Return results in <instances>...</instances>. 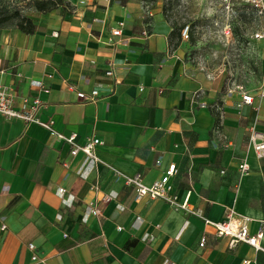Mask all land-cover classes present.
Masks as SVG:
<instances>
[{
  "label": "crops",
  "instance_id": "obj_1",
  "mask_svg": "<svg viewBox=\"0 0 264 264\" xmlns=\"http://www.w3.org/2000/svg\"><path fill=\"white\" fill-rule=\"evenodd\" d=\"M66 1L69 7L32 10L31 33L0 26V81L15 107L37 97L35 115L55 130L76 132L79 144L98 138L102 163L81 177L82 152L70 154L36 123L0 115V264H264L262 250L230 246L202 218L161 199L136 200L114 173H139L149 185L174 163L179 202L212 221L229 210L249 216V233L261 230L264 248V156L248 145L252 129L264 136V98L238 106L240 94L222 77L185 60V42L173 45L171 21L156 6ZM118 20L122 33L114 35ZM255 40L264 64V39ZM258 81L247 86L253 95ZM92 88L94 102L77 97ZM243 157L249 170L241 174ZM111 191L116 197L102 202ZM91 203L100 214L88 212Z\"/></svg>",
  "mask_w": 264,
  "mask_h": 264
},
{
  "label": "built area",
  "instance_id": "obj_2",
  "mask_svg": "<svg viewBox=\"0 0 264 264\" xmlns=\"http://www.w3.org/2000/svg\"><path fill=\"white\" fill-rule=\"evenodd\" d=\"M248 1L254 8L255 16L258 17L259 20H261V26L252 31L250 35L254 39H264V24L262 25V23H264V0ZM123 24V20H118L116 25L110 27L111 33L114 35H120L122 33ZM187 30L188 25H185V27L181 28L180 35L182 38L188 37ZM105 72L106 74H111L112 71L111 69H107ZM30 84L42 86V83L39 79H31ZM228 90L237 91V93L240 94V101L238 106H240L241 104L252 105L255 97H258V99L264 98V70L262 71L258 81V85L256 86L255 95L250 93V90L244 82L232 81L230 86L228 87ZM76 95L82 102H94L98 96V90L96 88H92L89 91L77 90ZM40 103L41 101L37 97L32 99L31 101H29L27 98H23L21 105L19 107H15L13 96L10 94L8 87L0 81V115L5 117L6 119L18 118L27 123H36L41 127L47 129L59 140L66 142L70 146V154L76 155L78 152H82L83 160L79 169L77 170V173L79 174V176L85 177L95 164L102 163V161L95 153V147L100 143L99 139L95 137H89L85 140L84 143L79 144L76 142V132H71L70 134L65 135L55 130L52 126L53 121L51 119L44 121L35 115V112L40 106ZM257 107L258 105L255 106V108ZM248 145L257 158L264 156V136L262 134L252 129L249 135ZM156 163H159V160H156ZM238 169L241 174H244L249 170V166L245 157H243L239 162ZM114 173L117 178L121 177L126 185L133 187L134 197L136 200H139L144 196H148L151 199L164 200L175 208H180L189 214L196 215L202 218L204 224L211 225L214 228L215 234L217 236H224L229 238L230 246H234L237 242H243L254 247L256 250H262L264 252V248L260 246L262 231L259 230L255 234L249 233L248 226L249 222L251 221V218L249 216L238 214L233 210H229L221 220L212 221L204 218L194 209H190L186 200L179 202L177 195L171 191L172 186L170 184V178L176 173L174 163L169 164L168 168L164 171L162 176L149 185L142 182L139 173L128 175L116 169L114 170ZM94 187L96 188V186ZM64 191L65 190L63 188L58 189L57 194L59 195V197L62 198ZM115 197L116 193L111 191L104 194L101 198V201L107 202L111 199H114ZM62 200L63 202H66L65 199ZM89 205V213L93 215L100 214V207L96 203H91ZM5 227V224H1L0 226L1 229H4ZM204 244L205 238L201 237L199 246H203ZM28 248L34 250V245L32 243H29ZM32 259L36 260L37 256L33 254ZM249 263L250 262L247 259H242V261L240 262V264ZM163 264L173 263L169 262V260L166 259Z\"/></svg>",
  "mask_w": 264,
  "mask_h": 264
},
{
  "label": "rangeland",
  "instance_id": "obj_3",
  "mask_svg": "<svg viewBox=\"0 0 264 264\" xmlns=\"http://www.w3.org/2000/svg\"><path fill=\"white\" fill-rule=\"evenodd\" d=\"M145 7L156 6L175 26L188 25L185 60L222 77L226 88L232 81L252 86L259 79L264 64L261 45L250 33L261 24L248 0H142ZM20 15L31 13L32 0H0V15L5 10ZM18 17L1 25H15Z\"/></svg>",
  "mask_w": 264,
  "mask_h": 264
},
{
  "label": "trees",
  "instance_id": "obj_4",
  "mask_svg": "<svg viewBox=\"0 0 264 264\" xmlns=\"http://www.w3.org/2000/svg\"><path fill=\"white\" fill-rule=\"evenodd\" d=\"M60 5L63 6V8L69 7V2L66 0H32L33 10H37V11L51 10ZM251 8L254 13V8L252 5ZM4 10L5 13L3 15L2 14L0 15V23L3 24L9 21L10 19L18 17V19L14 22V24L23 32L31 33L36 29V25L33 23L32 19L28 15L29 13L20 15V13L17 10H13V11H8L6 9ZM171 24H172V29L170 31V36L173 39V45H176L181 40V35H180L181 27L175 26V24H173L172 22ZM188 35L191 43H194L195 39L192 35V32H190ZM211 112L215 117V126H216L219 120V114L215 111L214 108L211 109Z\"/></svg>",
  "mask_w": 264,
  "mask_h": 264
}]
</instances>
